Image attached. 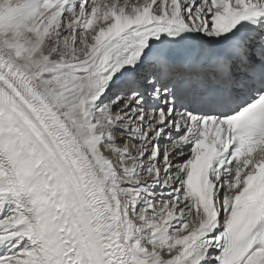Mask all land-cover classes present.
Here are the masks:
<instances>
[{
	"label": "snow or ice",
	"instance_id": "1",
	"mask_svg": "<svg viewBox=\"0 0 264 264\" xmlns=\"http://www.w3.org/2000/svg\"><path fill=\"white\" fill-rule=\"evenodd\" d=\"M0 264H264V0H0Z\"/></svg>",
	"mask_w": 264,
	"mask_h": 264
}]
</instances>
